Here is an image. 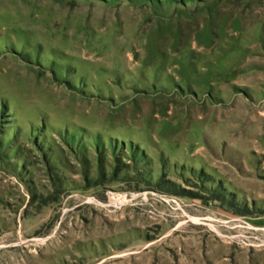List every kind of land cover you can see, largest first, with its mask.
<instances>
[{
  "label": "rangeland",
  "instance_id": "obj_1",
  "mask_svg": "<svg viewBox=\"0 0 264 264\" xmlns=\"http://www.w3.org/2000/svg\"><path fill=\"white\" fill-rule=\"evenodd\" d=\"M0 264H264V0H0Z\"/></svg>",
  "mask_w": 264,
  "mask_h": 264
}]
</instances>
